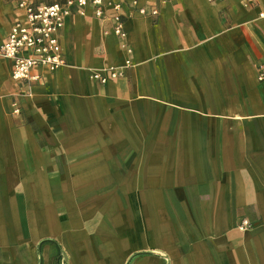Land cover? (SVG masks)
Listing matches in <instances>:
<instances>
[{"label":"crops","instance_id":"1","mask_svg":"<svg viewBox=\"0 0 264 264\" xmlns=\"http://www.w3.org/2000/svg\"><path fill=\"white\" fill-rule=\"evenodd\" d=\"M111 1L33 84L0 55V264H264V0Z\"/></svg>","mask_w":264,"mask_h":264},{"label":"built area","instance_id":"2","mask_svg":"<svg viewBox=\"0 0 264 264\" xmlns=\"http://www.w3.org/2000/svg\"><path fill=\"white\" fill-rule=\"evenodd\" d=\"M169 1L171 0H160L163 3ZM253 3L254 0H246L247 6ZM134 5H137V2H134ZM18 7L23 11L24 17L12 24L7 41L0 48V55L13 62L12 78L16 82L33 84L40 80V76L34 74L36 68H45L54 73L66 65L57 34L63 27L66 18L75 11L84 14L87 7H92L95 17L103 20L107 19L106 12L111 10L112 15L109 18L116 23L115 34L125 37L121 2L67 0L63 3L44 4L37 0H19ZM139 13L142 16H156L158 10L153 9L148 13L145 8H141ZM261 18H264L263 14ZM259 69V80L263 81L264 65ZM123 76V70L111 69L106 73L95 72L91 78L99 84L105 85ZM12 113L15 115L21 113L17 102L13 103ZM243 225H248V223L244 222Z\"/></svg>","mask_w":264,"mask_h":264},{"label":"trees","instance_id":"3","mask_svg":"<svg viewBox=\"0 0 264 264\" xmlns=\"http://www.w3.org/2000/svg\"><path fill=\"white\" fill-rule=\"evenodd\" d=\"M37 2L44 3V4H52V3H55L54 1H50V0H37ZM59 3H63V2H59Z\"/></svg>","mask_w":264,"mask_h":264},{"label":"rangeland","instance_id":"4","mask_svg":"<svg viewBox=\"0 0 264 264\" xmlns=\"http://www.w3.org/2000/svg\"><path fill=\"white\" fill-rule=\"evenodd\" d=\"M50 1H54V2H66L67 0H50Z\"/></svg>","mask_w":264,"mask_h":264}]
</instances>
